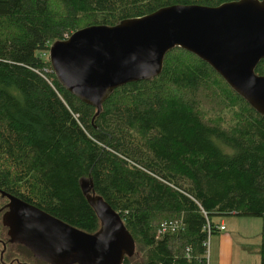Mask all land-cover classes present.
Masks as SVG:
<instances>
[{"label": "trees", "instance_id": "trees-1", "mask_svg": "<svg viewBox=\"0 0 264 264\" xmlns=\"http://www.w3.org/2000/svg\"><path fill=\"white\" fill-rule=\"evenodd\" d=\"M237 1L0 0V191L94 234L87 183L134 241L122 264H208L207 242L222 231L214 219L261 218L264 264V117L180 48L158 77L114 90L94 117L47 58L81 28Z\"/></svg>", "mask_w": 264, "mask_h": 264}, {"label": "water", "instance_id": "water-1", "mask_svg": "<svg viewBox=\"0 0 264 264\" xmlns=\"http://www.w3.org/2000/svg\"><path fill=\"white\" fill-rule=\"evenodd\" d=\"M180 48L209 65L247 104L264 117V0H239L218 7L174 5L114 27L89 26L48 48L59 85L96 110L114 90L161 74L165 55ZM83 195L99 221L86 234L16 198L4 224L13 242L47 264H122L135 244L114 213L91 187Z\"/></svg>", "mask_w": 264, "mask_h": 264}, {"label": "rangeland", "instance_id": "rangeland-1", "mask_svg": "<svg viewBox=\"0 0 264 264\" xmlns=\"http://www.w3.org/2000/svg\"><path fill=\"white\" fill-rule=\"evenodd\" d=\"M221 219L224 220L221 234L212 235L207 242V263L259 264L256 248L261 242L262 219L231 215L216 218L214 221L221 224ZM222 234H227L228 239L231 240V248L229 247V243L226 242V237L225 239H221L220 236Z\"/></svg>", "mask_w": 264, "mask_h": 264}, {"label": "flooded vegetation", "instance_id": "flooded-vegetation-1", "mask_svg": "<svg viewBox=\"0 0 264 264\" xmlns=\"http://www.w3.org/2000/svg\"><path fill=\"white\" fill-rule=\"evenodd\" d=\"M9 196L0 191V264H47L37 259L25 246L13 242L10 238L9 228L3 220L9 211Z\"/></svg>", "mask_w": 264, "mask_h": 264}, {"label": "crops", "instance_id": "crops-1", "mask_svg": "<svg viewBox=\"0 0 264 264\" xmlns=\"http://www.w3.org/2000/svg\"><path fill=\"white\" fill-rule=\"evenodd\" d=\"M221 224H222L223 227H224V220L221 221ZM220 237H221V239H223V238L225 239V237H226V242L229 243V247L231 248V246H232V242H231V240L228 239L227 234H222ZM222 252H224V251H222Z\"/></svg>", "mask_w": 264, "mask_h": 264}, {"label": "built area", "instance_id": "built-area-1", "mask_svg": "<svg viewBox=\"0 0 264 264\" xmlns=\"http://www.w3.org/2000/svg\"><path fill=\"white\" fill-rule=\"evenodd\" d=\"M222 228V224H220V229ZM222 230V229H221Z\"/></svg>", "mask_w": 264, "mask_h": 264}]
</instances>
